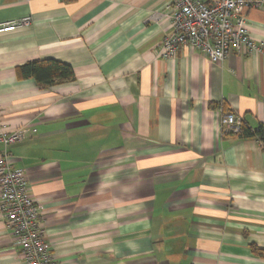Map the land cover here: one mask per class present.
Returning <instances> with one entry per match:
<instances>
[{
    "label": "crops",
    "instance_id": "crops-1",
    "mask_svg": "<svg viewBox=\"0 0 264 264\" xmlns=\"http://www.w3.org/2000/svg\"><path fill=\"white\" fill-rule=\"evenodd\" d=\"M170 14V0H0V24L32 19L0 33V132H24L10 162L59 264H264V144L221 130L225 112L264 133V9L246 13L261 52L219 63L163 57ZM49 60L75 79L21 73ZM0 264H25L1 213Z\"/></svg>",
    "mask_w": 264,
    "mask_h": 264
},
{
    "label": "built area",
    "instance_id": "built-area-1",
    "mask_svg": "<svg viewBox=\"0 0 264 264\" xmlns=\"http://www.w3.org/2000/svg\"><path fill=\"white\" fill-rule=\"evenodd\" d=\"M170 9V15L156 17L159 21L168 17L173 23V32L161 47L165 58L174 57L184 47L197 49L212 63L222 62L231 50L261 52L248 30L246 13L264 9V0H215L211 4L203 0H170ZM31 22V17H27L0 24V33L15 31ZM244 124L242 117L222 112L223 134H237ZM24 138L22 129L0 132V213L14 231L25 264H59L46 241L41 221L43 207L29 194L27 172L14 168L10 162L9 147Z\"/></svg>",
    "mask_w": 264,
    "mask_h": 264
},
{
    "label": "trees",
    "instance_id": "trees-1",
    "mask_svg": "<svg viewBox=\"0 0 264 264\" xmlns=\"http://www.w3.org/2000/svg\"><path fill=\"white\" fill-rule=\"evenodd\" d=\"M21 73H23L24 76L34 77L40 83H50L55 80L71 81L75 79L73 69L70 66L51 60L28 63L21 68ZM232 135L239 136L243 139L258 138L259 141L264 144L262 126L258 130H253L244 124L239 133ZM254 251L264 256L263 251L257 248H254Z\"/></svg>",
    "mask_w": 264,
    "mask_h": 264
}]
</instances>
